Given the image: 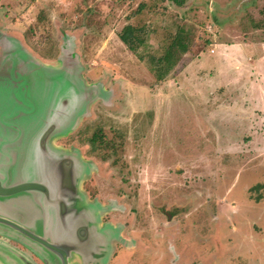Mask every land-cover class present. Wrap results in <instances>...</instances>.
Wrapping results in <instances>:
<instances>
[{
  "label": "rangeland",
  "instance_id": "1",
  "mask_svg": "<svg viewBox=\"0 0 264 264\" xmlns=\"http://www.w3.org/2000/svg\"><path fill=\"white\" fill-rule=\"evenodd\" d=\"M81 4L91 11L84 19ZM84 24L93 31L80 44L82 75L105 81L109 96L53 141L81 147L95 167L85 184L91 199L113 206L109 217L141 244L143 253L119 251L111 264H170L171 254L191 264H264V0H0V93L13 95L18 84L5 60L18 51L13 39L57 62L63 30ZM126 24L140 29L146 58L177 33L188 51L159 81L117 38ZM0 213L31 216L1 197ZM22 240L0 224V260L21 262L18 247L40 257Z\"/></svg>",
  "mask_w": 264,
  "mask_h": 264
},
{
  "label": "water",
  "instance_id": "2",
  "mask_svg": "<svg viewBox=\"0 0 264 264\" xmlns=\"http://www.w3.org/2000/svg\"><path fill=\"white\" fill-rule=\"evenodd\" d=\"M13 43L18 51L5 60L18 84L13 95L0 93V197L31 216L25 220L0 213V224L21 236L47 264H107L120 231L103 223L104 206L84 189L91 163L78 148L53 141L75 130L104 91L86 83L69 42L52 64L27 53L18 40ZM17 64L30 70L15 77Z\"/></svg>",
  "mask_w": 264,
  "mask_h": 264
},
{
  "label": "crops",
  "instance_id": "3",
  "mask_svg": "<svg viewBox=\"0 0 264 264\" xmlns=\"http://www.w3.org/2000/svg\"><path fill=\"white\" fill-rule=\"evenodd\" d=\"M84 7L82 6V4L80 5V7H79V10H77V12H76V14L77 15H79V18H81V19H84V12H86L85 11V9H83ZM88 10V9H87ZM87 14H89V15H91V11H90V13H88V12H86ZM105 26V23H102L100 26H99V28H101V27H104ZM80 27H82V31H80V32H70L68 29H65V30H63V33H65L64 34V41L66 42H69L71 45H72V47H73V49L76 51V53L78 54V56H79V60L81 61V64H82V67L84 66V58H83V53L80 51V44L81 43H86V44H88V41H89V39H90V37H88V36H90V33H91V31H93L92 29H93V27H91L90 25H87V24H84V25H82V26H80ZM85 29V30H84ZM117 38L119 39V41H121V39L119 38V35H118V33H117ZM122 42V41H121ZM123 43V42H122ZM210 52H208V53H205V56H209V60H211L213 57V54H215V52H216V48L214 47V48H211L210 50H209ZM36 55V54H35ZM34 55V56H35ZM53 55H55V52L53 53ZM37 56H39L38 54L36 55V57ZM49 58H52V57H50V56H48ZM37 58H39V57H37ZM40 59V58H39ZM208 59V58H207ZM41 60V59H40ZM58 60V59H57ZM253 60V58H251V61ZM44 62V61H43ZM56 62V61H55ZM54 61H50V62H45V63H50V64H52V63H55ZM195 62V61H194ZM194 62H192V63H194ZM90 63H93V62H90ZM191 63V64H192ZM196 64V63H195ZM178 65V64H177ZM84 68V67H83ZM149 71V70H148ZM199 72H202V69H199L198 70V73ZM149 73H150V71H149ZM151 74V73H150ZM95 75H96V73H95ZM84 78H85V76H84ZM157 79V78H156ZM88 81V80H87ZM99 82V81H98ZM87 84H89V85H95V86H97V87H99V88H104L106 91H104V94L103 95H99V96H97V97H95L93 100H92V102H91V104H90V106H89V109H88V111H87V113H85V115L83 116V118L80 120V122H79V124L84 120V118H85V116L88 114V112L90 111V109L92 108V106H93V104H94V102H96L97 100H99V99H102V98H107L108 96H109V88H107V86H106V82L105 81H102V82H99V83H95V84H91V83H89V81L88 82H86ZM115 90H116V92H117V94H118V89H117V87L116 88H114ZM115 90H114V93H116L115 92ZM111 94H113V93H111ZM166 103H170V101H168V100H166L165 101ZM161 109L163 108V110L165 109V107H164V105H163V107H160ZM116 109H117V107H116ZM168 109V112L169 111H171L169 108H167ZM141 112H145V109H142V111ZM168 112L166 111V112H164L163 113V115L165 116V118H167V114H168ZM113 113H116V112H113ZM156 113H157V115L158 114H160L158 111H156ZM134 120V118H132V121ZM174 123V122H173ZM79 124H78V126H79ZM77 126V127H78ZM170 126V125H169ZM77 127H76V129H77ZM75 129V130H76ZM80 150H81V147H78ZM81 153H82V155H83V157L87 160V161H89L90 163H91V161H90V159H88L87 157H86V155H85V153L83 152V150H81ZM95 167H93L92 166V170H91V173H90V176L91 175H93V173H95L94 171H95V169H94ZM92 177H89L85 182H84V189H85V191L87 192V194H88V196H89V198L91 199V196H90V194H89V192L87 191V189H86V187H85V184H86V182L88 181V180H90ZM221 199H223L224 200V198L222 197ZM91 200H93V199H91ZM101 203V202H100ZM103 206L105 205V203H103V201H102V203H101ZM116 207V206H115ZM233 207V206H232ZM112 211H116V210H114V208H113V210ZM120 211H122V210H120ZM225 211L227 212V209H225ZM110 212V211H109ZM105 213H106V211H103V214H102V219H103V223H106L105 221H104V215H105ZM165 214H167V213H165ZM173 216H175V215H168V217H167V215H166V217L168 218L167 220H168V222H171V220L173 219ZM111 220H112V223H107V224H110L111 226H113V227H115V228H118L119 229V231H120V238L119 239H117L116 240V242H115V245H114V248H113V251H112V254H111V256H110V259H109V261H108V263L107 264H111L112 263V260L114 259V258H116V254L119 252V251H122V252H125V251H129V252H133V249H135L136 248V250H140V251H142L141 249H139V248H137V247H139V245H141V244H138V242L137 241H135L134 239H132V238H134V237H132V238H130V237H128V236H126L127 234H128V230H126V225L123 223V221H116V219H114V218H112L111 217ZM118 222V223H117ZM119 223H121V224H119ZM122 224L124 225V226H122ZM172 238L170 235H166L165 237H163V238ZM127 241H129L130 242V246H126L127 245ZM169 246H172V243L169 245ZM142 253H143V251H142ZM131 255H132V253H131ZM170 264H191L190 262H188L187 260L186 261H184V259L182 258V260H181V262L179 261V257H178V254H171V261H170ZM193 264V263H192ZM195 264V263H194Z\"/></svg>",
  "mask_w": 264,
  "mask_h": 264
},
{
  "label": "trees",
  "instance_id": "4",
  "mask_svg": "<svg viewBox=\"0 0 264 264\" xmlns=\"http://www.w3.org/2000/svg\"><path fill=\"white\" fill-rule=\"evenodd\" d=\"M179 5H183L186 0H173ZM141 7V6H140ZM121 41L141 60L148 63L149 70L155 74L157 80L165 79L170 72L179 63L183 53L188 51V45L185 43V37L177 33L173 39L166 45L160 55L149 54L146 58L140 47L145 44V39L140 35V29L133 24H126L118 33Z\"/></svg>",
  "mask_w": 264,
  "mask_h": 264
},
{
  "label": "flooded vegetation",
  "instance_id": "5",
  "mask_svg": "<svg viewBox=\"0 0 264 264\" xmlns=\"http://www.w3.org/2000/svg\"><path fill=\"white\" fill-rule=\"evenodd\" d=\"M19 73V72H18ZM17 76V75H16ZM14 80V78H13ZM105 203V202H104ZM113 210V206H111L110 204L106 203L104 205V211H106L105 215H104V221L106 223H112L111 218L109 217V213H111ZM228 210V209H227ZM110 211V212H109ZM228 212V211H227ZM230 213V212H229ZM118 223V222H117ZM121 224V223H119ZM122 226H124L122 224ZM19 250H15L18 254V258L21 260V262L17 261L16 263L13 264H44V262L42 261V259L40 257H37L35 255L30 254L28 251H25L24 249H22L21 247H18ZM14 262V261H12ZM51 264V263H50Z\"/></svg>",
  "mask_w": 264,
  "mask_h": 264
}]
</instances>
